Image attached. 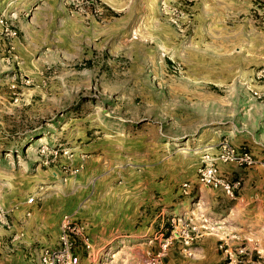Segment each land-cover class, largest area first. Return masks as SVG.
I'll list each match as a JSON object with an SVG mask.
<instances>
[{
    "label": "rangeland",
    "instance_id": "obj_1",
    "mask_svg": "<svg viewBox=\"0 0 264 264\" xmlns=\"http://www.w3.org/2000/svg\"><path fill=\"white\" fill-rule=\"evenodd\" d=\"M207 224L264 264V0H0V253L205 264Z\"/></svg>",
    "mask_w": 264,
    "mask_h": 264
},
{
    "label": "built area",
    "instance_id": "obj_2",
    "mask_svg": "<svg viewBox=\"0 0 264 264\" xmlns=\"http://www.w3.org/2000/svg\"><path fill=\"white\" fill-rule=\"evenodd\" d=\"M233 152L230 154H220L218 155V160L228 161L233 157ZM207 158V156H206ZM198 178L201 183L211 187H219L225 193L232 195L233 185L221 178L218 172V167L216 163L204 162L198 168ZM187 184L184 183V186ZM33 198H29L28 201H32ZM69 229V225H66L62 231V245L60 248H45L41 254V262L43 264H79L78 255L73 252L72 246L73 241L66 232ZM165 247V245H164Z\"/></svg>",
    "mask_w": 264,
    "mask_h": 264
},
{
    "label": "crops",
    "instance_id": "obj_3",
    "mask_svg": "<svg viewBox=\"0 0 264 264\" xmlns=\"http://www.w3.org/2000/svg\"><path fill=\"white\" fill-rule=\"evenodd\" d=\"M203 226L204 231L201 233L198 240L199 249L201 250L200 253L205 264H214L219 261V252L218 249H216V240L217 238H221L219 228L214 226L215 230L212 231L213 227H210L209 224ZM23 242V237L6 240L5 244L7 246L11 245L12 247H5L4 250L1 251L0 264H31L30 261L26 259V253L24 255L26 247L24 249L23 246L26 244L28 245V243L22 245ZM80 262L84 264L83 259H80Z\"/></svg>",
    "mask_w": 264,
    "mask_h": 264
}]
</instances>
